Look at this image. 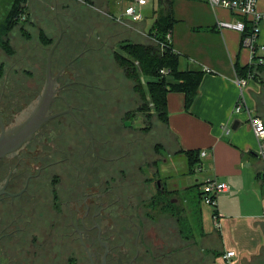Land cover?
<instances>
[{
	"label": "flooded vegetation",
	"instance_id": "1",
	"mask_svg": "<svg viewBox=\"0 0 264 264\" xmlns=\"http://www.w3.org/2000/svg\"><path fill=\"white\" fill-rule=\"evenodd\" d=\"M80 55L62 69L66 71ZM116 77L119 81L103 92L96 84L82 83L93 90L66 96L60 85L51 105L56 117L43 128L57 119L64 138L48 139L54 129L42 128L27 145L0 160L1 264H209L197 248L191 223L184 222L185 234L180 220L162 225L160 219L144 218L140 203L146 201L135 203L131 191H125L127 173L122 162L117 163L123 167L119 179L112 171V161L118 159L100 155L95 130L98 134L107 129L133 130L142 121L138 113L131 122L132 113L142 104L139 94L132 92L124 77L118 73ZM75 83L79 82L72 78L68 84ZM3 95L1 91L0 132L2 125L12 126L31 110L6 126ZM91 95L89 107L71 104L73 98ZM86 117H93L94 126ZM118 117L120 125H116ZM83 131L88 141L80 138L86 135ZM101 162L107 167L102 169ZM156 183L161 192H171L158 177ZM171 194L152 197L151 202L164 201L159 211L170 213L166 207L177 205ZM168 199L171 204H166Z\"/></svg>",
	"mask_w": 264,
	"mask_h": 264
},
{
	"label": "crops",
	"instance_id": "2",
	"mask_svg": "<svg viewBox=\"0 0 264 264\" xmlns=\"http://www.w3.org/2000/svg\"><path fill=\"white\" fill-rule=\"evenodd\" d=\"M52 2V9L57 11L62 4L67 6L66 18L75 23L71 39L80 46L95 40L122 54V46L131 42H155L149 35L148 23L132 22L123 13L112 16L76 0H62L60 6L57 0ZM30 4L29 0L24 18L46 29L43 21L39 23L43 17L48 19L42 15L45 12ZM148 4L147 0L143 11ZM159 10L158 5L148 18L155 19ZM258 10L264 15V0H258ZM174 16L177 21L171 33L173 47L181 55V69H200L204 75L189 110L183 92L168 93V124L159 128L162 153L155 175L187 205L192 191L202 194L207 178L227 183L229 190L219 196L216 207L202 204L200 198L202 235L196 236L199 251L210 264H264V157L250 122L251 117L264 120V73L259 79H248L242 95L236 67L251 65V52L242 47L240 33L217 28L218 18L236 19L229 11L219 8L215 13L205 0H175ZM247 26L250 31L251 24ZM123 41L128 42L122 44ZM257 43L264 45V18ZM167 80L170 85L178 83L171 76ZM241 97L244 108L236 112ZM191 151L199 153L194 170L187 156ZM198 167L202 168L200 172H196ZM203 205L209 206L208 210H203ZM216 212L218 230L214 223ZM228 252H235L230 260L224 258Z\"/></svg>",
	"mask_w": 264,
	"mask_h": 264
},
{
	"label": "rangeland",
	"instance_id": "3",
	"mask_svg": "<svg viewBox=\"0 0 264 264\" xmlns=\"http://www.w3.org/2000/svg\"><path fill=\"white\" fill-rule=\"evenodd\" d=\"M134 1L119 2L117 0H108L106 6H104L102 11H104L105 13H109L112 16L115 15L118 17L121 16L124 9L129 4H132ZM193 1H198V0H193ZM30 2L32 8L39 9L45 12L42 15L47 16L48 19H46V17H43L39 20V23L40 21H43L42 22L44 23L43 26H46L47 32L55 35L58 33L59 36L57 41L62 37L60 41L61 43L64 39H66V37L69 38L71 37L72 20L66 18L67 16H65L64 14H62V16H60V19L57 20L62 25V28H60V32H59V24L56 21V17L59 18V16L56 15L58 11L56 9H52L54 7V4H51L54 1L52 2V0H30ZM59 2L61 3L62 0H57V3ZM148 2H149L148 6L145 7L143 11L146 17L142 22L148 23L149 26L148 29H151L154 19H152L151 17L148 18V15H151L153 13V10L158 8L159 0H148ZM12 3H13L12 0H0V41H8L10 51L12 52L14 51L13 56H9L10 51L8 52V50L5 49L0 50V92L1 91L4 92L2 109L5 117L6 126L10 125V118H14L17 115H20L22 112H24L27 104H33L35 102L36 100L35 97L39 94L42 79L44 76V70H45V67L39 68L42 71V73L37 78L40 79L41 82H38L37 85H34L32 82H34L33 80L35 78V70L38 69L35 63L38 61H36L33 55L34 53L32 52H35L37 46H39V43H38L37 26L35 24L34 26H32L29 18L17 25H14L13 26L14 29H12L8 35H5L4 25L8 20L7 16ZM65 7L67 8V6H64V9ZM79 8L81 9V5L79 6ZM12 52H10V54ZM31 54L33 55V57ZM93 62L94 61H92L91 63ZM94 64L95 66L92 67L94 69V72L90 70L91 76H89V78L87 79L91 83L96 84L100 89H102V92L105 89H107L106 87H109L110 89L113 86L112 83L113 81H119L118 77H116L118 73L116 72L117 69H115V66L113 64L107 62L105 64V62L103 61L99 63V60H95ZM31 69H33L34 72H32ZM86 69L87 67L83 68L84 71ZM80 73L82 74V72ZM98 78L100 79V82L98 81ZM64 79L65 77L63 78V80ZM58 85H64V83L58 81ZM130 89L132 90L131 85H130ZM76 92H87V91L86 89H83L82 91L78 90ZM92 97L93 95L88 97L84 101V105H83V100L81 102L80 99H74V98L71 100V104L79 107L80 105H82V107L83 106L89 107L91 106ZM133 108H135V105L133 106ZM133 116L136 118L135 114ZM85 119L91 124V126H94L95 123L92 122L94 121L93 117L91 118L86 117ZM141 120H142L141 122L136 124V126L140 127L138 129H133V130L118 129L113 132L110 129H107L104 131H99L100 134H98V130H95L96 138L101 141L99 147L100 155L106 156L108 159L109 158L118 159L112 161V165H113L112 171L115 172V176H117L119 179L121 175L118 172L120 168L123 167H120L117 163L122 162V165L125 167L126 170L125 173H127V181L124 183V186H126L125 191L127 193L131 191L133 195L132 200L135 203H140L141 199H145L146 201L145 204L143 202L140 203V207L141 208L144 207L142 211L144 218L152 217L155 220L160 219L162 220V225H165L168 222L170 224L171 223L175 224L180 217L182 221L186 220V223L187 222L188 224L191 223V226L195 231L196 235L198 233H201V225H200L201 220L199 214H195L193 212L189 214L188 205L184 203L181 196L178 195L177 193L171 191L172 194L169 195L170 197H174L177 199V211H178L177 215L166 212L161 213L159 209L161 208L163 201L159 200L157 204H153L151 202L152 197H155L156 199L157 197L158 198L160 197V189L158 188L156 183L157 177L154 176L155 178L152 179L153 173L155 172V167L152 166V162L155 157L159 156L158 152L156 153L154 149L157 144L156 141L159 140V138L157 133L154 134L152 130L154 123L158 122L157 121L158 119L154 117V119H151L149 121H145L144 118H142ZM151 121H153L152 124ZM57 122L58 120L49 123V125L46 126L45 128H43L45 126L44 125L42 127L43 129L41 128L42 131H46L49 128L54 129V131L52 132V136L50 135V130H49V134L47 135L48 139L53 138V140L54 139L61 140L64 138V135L61 134L59 129L60 125L57 124ZM150 124L151 127H149ZM116 125H120L119 117L116 120ZM151 133H153L154 135L153 134L151 135ZM148 137L150 138V143L144 142L145 138ZM80 138L85 141H88L90 137L86 132V135L80 136ZM147 144L148 147H146ZM101 167L103 169L104 167H107V164L101 162ZM116 185L120 186V182H118ZM116 194L120 196L118 190H116ZM196 194H197V190H194L190 193V197L192 196L194 197ZM164 197L167 198L168 196L166 195ZM202 204L205 205V203L203 202ZM204 205L202 206L203 210L204 208L208 210L209 206L205 207ZM198 206L201 209V202L199 203ZM182 210H185V212H182ZM130 212L132 213L133 210H130ZM187 213L189 218L186 217ZM204 213L207 215L206 211H204ZM136 214L138 215L139 213ZM171 214L173 217H170ZM198 237L199 236H197V238Z\"/></svg>",
	"mask_w": 264,
	"mask_h": 264
},
{
	"label": "trees",
	"instance_id": "4",
	"mask_svg": "<svg viewBox=\"0 0 264 264\" xmlns=\"http://www.w3.org/2000/svg\"><path fill=\"white\" fill-rule=\"evenodd\" d=\"M28 1L29 0H12L13 3L11 5V8L7 16L8 20L4 25L5 35H8L9 32L12 29H14L13 27L14 25H17L24 21L25 10L27 8ZM76 1L77 2L81 1L84 2L89 7L97 8L96 0H76ZM107 1L108 0H106L105 6L107 4ZM117 1L131 2L134 0H117ZM174 1L175 0H159V6L161 7V10L155 12L153 27L149 32V35L153 39L155 38V42L145 43V44L131 42L130 44H126L122 46L121 49L123 53L121 54V53H116L110 46L103 45L101 42H97L95 40L90 41L91 43L85 45L84 47V46H80V44L78 45L77 40L73 41L71 37L70 38L66 37V39H64L58 45L52 59V73L55 75L64 65L74 60L78 55L81 54L80 57L76 61H74L66 71H64V73L61 75L59 79V82L64 83L63 85L64 88L62 90V93L63 95L66 96H70L78 90L82 91L83 89H86L87 92L93 90L91 87L83 85L82 83L87 85H94L87 78L91 76L90 70L94 72V69L92 67L95 66L96 64V63L94 64L95 60H99V63L103 61L105 62V64L106 62L113 64L115 66V69H117L116 72H118V75L124 77V80L127 81L129 85L132 86L133 93L139 94L142 100L141 106L132 113L131 122L133 123L137 119V117L135 118L133 115L134 114L137 115L138 113L142 118L145 119V121L154 119V117L158 119L157 120L158 122L154 123L152 132H154V134L157 133L159 138V140L156 141L157 144L154 148L156 153L158 152L159 156L162 153L161 144H160L161 136H160L159 128L163 125L168 124V116H169L168 104H167L168 93L170 91L183 92L186 95V103H185L186 110H189L199 92L200 83L204 75V72L200 69H191V70L183 71L181 69V63H180L181 55L173 51L171 47L170 48L167 47L164 50L161 48V43L167 44V42H165L166 35L169 32H172L173 26L177 21L174 16ZM58 4L60 6L62 2L61 3L59 2ZM64 6L65 5L62 4V6L58 8V13L56 15H58L59 18L56 17V21L60 19V16H62V14L66 16V12H65L66 7L64 9ZM102 10L103 9L97 11L104 12ZM103 16L102 17L105 20L109 19L108 16L106 15ZM26 19L27 18H25V20ZM243 21H245V19ZM57 22L58 24H60L59 21ZM246 23L249 24L248 22ZM31 24L32 26H34L35 23H31ZM74 24L75 23L72 22V27ZM36 26L38 30L39 46H37L35 52H32L34 53L33 55L36 61H38L35 63L38 69L35 70V78L33 80L34 83L32 82L34 85H37L38 82H41L40 79L37 78L42 73V71L39 69L40 67H45L44 70L45 78L43 82H46L48 55L50 49L55 44L59 36L58 33L56 35L51 34L47 32L45 28L44 29L40 28L41 26H39V24H36ZM247 31H249L248 26H247ZM59 32H60V25H59ZM126 42L128 41H123L121 43L123 44ZM4 49L8 50V52L10 51L8 41H0V50H4ZM10 52H9V56H13L14 51L11 54ZM92 61L94 62L91 63ZM85 67H87V69L84 71L83 68ZM161 70H165L166 74L162 75ZM31 71L34 72L33 69H31ZM80 72H82V74ZM236 73H237V77L239 78L259 79V77L264 73V65L252 64L244 68L237 66ZM169 76L174 77L178 83L175 85H170L167 80ZM64 77L65 79L63 80ZM72 78L77 79L79 83L68 84ZM85 86L88 88H86ZM86 99L87 98L80 99L81 102L83 100V105ZM152 122L153 121H151V124ZM151 124L149 127H151ZM152 134L153 133H151V135ZM144 142L150 143V138L149 137L145 138ZM146 147H148V144ZM159 156L155 157L152 162V166L155 167V172L153 174H155L157 171L156 167L158 164ZM187 156L194 170V168L199 163L198 160L199 153L191 151V152H187ZM170 193L171 192H165V190L162 192L160 191L159 198ZM201 197L202 194H200L197 191V194L194 197L192 196L188 198V202H189L188 213L191 214L193 212L195 214H199L201 220V224H200L201 233H198L196 236L202 235V215H201V209L198 206L199 203L201 202L200 199ZM168 203L171 204L170 199L166 201V204ZM166 210L174 215L178 214L177 205H174L173 207H166ZM182 212H185V210H182ZM188 213L186 214V217H188ZM216 214L217 212L214 213V215ZM179 220L181 221L182 230H184L183 233L188 234V230L186 229V227L183 226L186 220L182 221L180 217ZM201 254L203 255V253Z\"/></svg>",
	"mask_w": 264,
	"mask_h": 264
},
{
	"label": "built area",
	"instance_id": "5",
	"mask_svg": "<svg viewBox=\"0 0 264 264\" xmlns=\"http://www.w3.org/2000/svg\"><path fill=\"white\" fill-rule=\"evenodd\" d=\"M210 7L216 13V10L221 8L229 11L236 19L234 20H217V28L219 30H232L242 35V47L248 49L251 52V65H264V45L258 44V34L260 30V23L264 18V15L258 10V0H205ZM147 5V0H135L132 4H129L123 11V16L132 22H141L144 20L145 14L143 7ZM217 16V14H216ZM245 19V21H243ZM251 24L252 28L247 31V23ZM155 40V38H154ZM166 43H161V48L164 50L167 47H171L173 51L176 50L173 47V36L169 32L166 35ZM161 74L165 75L166 71L161 70ZM248 79L237 77V83L241 88L242 95L247 86ZM243 98H240L236 105V112H241L244 108ZM251 126L259 141L260 155L264 157V120L260 117L250 118ZM205 156V153L201 154ZM202 168L198 167L196 172H200ZM229 190L227 183L218 180L217 178H207L202 185V198L206 205L216 207L217 199L220 195L226 193ZM215 227L219 229L218 215H214ZM235 256V252H228L224 258L230 260Z\"/></svg>",
	"mask_w": 264,
	"mask_h": 264
},
{
	"label": "water",
	"instance_id": "6",
	"mask_svg": "<svg viewBox=\"0 0 264 264\" xmlns=\"http://www.w3.org/2000/svg\"><path fill=\"white\" fill-rule=\"evenodd\" d=\"M97 8L103 9L106 0H96ZM62 37L55 42L49 52L47 71H46V82H43L45 76H43L40 95L36 99L35 103L27 104L25 110L31 108L28 114L21 117L16 123L10 127H5L2 125V130L0 132V160L8 155L16 153L22 147L27 145L32 141L38 134L40 129L51 119L55 118L56 115L51 114V105L54 101L58 92V78L64 73L66 67H64L56 76L52 74V59L54 53L61 41ZM45 74V72H44ZM32 106V107H30ZM26 112H22L24 115ZM14 118H10V124L13 123ZM57 121L54 119L50 123ZM1 264V260H0Z\"/></svg>",
	"mask_w": 264,
	"mask_h": 264
}]
</instances>
